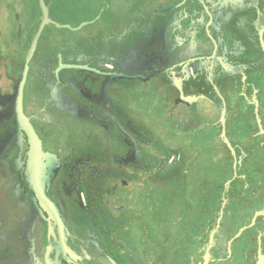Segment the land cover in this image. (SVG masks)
<instances>
[{
    "label": "flooded vegetation",
    "instance_id": "1",
    "mask_svg": "<svg viewBox=\"0 0 264 264\" xmlns=\"http://www.w3.org/2000/svg\"><path fill=\"white\" fill-rule=\"evenodd\" d=\"M45 10L49 20L29 62L22 105L43 153L52 156L42 159L45 193L59 207L66 250L58 224L41 209L27 180L31 144L17 98V81ZM85 10L95 13L83 23L91 24L85 36L55 31L59 27L79 30L84 25L75 29L59 23L54 11L77 14ZM1 18L0 198L7 201V188L13 185L31 205L35 223L31 232L37 244L31 253L33 264L35 258L39 264H93L82 240L101 259L95 264H264V0H0ZM200 33L197 42L203 48L195 55V49L186 46ZM85 41L89 52L79 48H84ZM207 41L212 44L210 52L205 48ZM180 49L184 50L182 58L174 61L172 54ZM135 57L144 63L133 69H144L145 76L137 75L141 71L114 76L124 74L121 67L131 69L129 62ZM116 79L143 83L122 85ZM98 95L105 100L96 99ZM109 99L118 104L119 111L120 102L127 105L125 117L109 108ZM175 102L197 105L195 131L201 127L200 116L207 119L216 114L221 132L224 126L230 129L231 146L223 138L221 157L204 155L203 149L192 147L188 140L180 142L165 117H183ZM161 108L165 116L150 113ZM136 114L162 126V137L170 138L165 140L169 144L175 140L177 147L162 145L161 154L148 153L144 149L147 133L137 123ZM89 116L103 129H117L121 134H116L113 149L103 142H98L96 150L81 146L84 138L75 128ZM193 118L186 119V129ZM184 144L195 157V170L193 160L184 165ZM201 155L209 160V170L202 178L204 168L197 166ZM163 157L162 164L152 165L154 158L160 161ZM153 171L164 172L165 179L178 178V174L186 179L157 180ZM194 173L195 180H188V174ZM137 185L144 189L163 185L168 195L176 188V198L167 195V200L179 202L174 214L179 227L172 223L174 230L160 243L152 242L147 233L143 251L125 242L118 251L121 226L129 229L131 220L127 216L119 220V216L131 203ZM187 188L193 203L186 201ZM11 204L7 201L5 205ZM192 205L195 213L187 208ZM68 210L83 216V237L77 228L73 234ZM8 216L7 227L13 221V214ZM12 241L11 246L0 244V264L9 261L6 253L13 250L18 253L13 264H21L24 245L17 238Z\"/></svg>",
    "mask_w": 264,
    "mask_h": 264
},
{
    "label": "rangeland",
    "instance_id": "2",
    "mask_svg": "<svg viewBox=\"0 0 264 264\" xmlns=\"http://www.w3.org/2000/svg\"><path fill=\"white\" fill-rule=\"evenodd\" d=\"M83 6H86L85 1H83ZM54 14L58 17L59 23L62 24H67V25H71L73 28L77 29L79 28V26L85 22H87L89 19H91L95 13H91V12H87L85 11H79L77 14H74L72 12H60V11H54ZM7 17H5L6 19H9V17L11 18L10 15H6ZM0 21H2V18L0 19ZM65 22V23H64ZM55 31H57L58 33H62V32H72V34H75L79 37L85 36L87 32L91 31V24H87L84 25L83 28L79 29V30H74V31H67V30H63L62 27L56 28ZM202 36V33L200 34H194L193 37H195V40L193 39L187 46L186 48H192L193 50L195 49V55L198 54L199 50L198 48H203V44L199 45V41L197 42L198 39H200L199 37ZM82 39V38H80ZM84 44V48H81L79 46L80 49H83L86 52L90 51V46L88 44L87 41L83 42ZM79 45V44H77ZM206 49L210 50L212 49V44L210 42H206L205 45ZM86 52H83L85 54H87ZM184 50L180 49L178 51H174L173 52V60L177 61L179 60L181 57V53H183ZM208 52V53H209ZM130 68H120V72L122 73H126V74H133L136 75L135 73L138 71H141L140 74L137 75H144L145 76V70L141 69L138 71H135L134 69L139 68L143 63L144 60L139 58V57H135V59L131 60L130 62ZM205 64H207V62H204ZM134 68V69H133ZM157 80H159V78H157ZM87 81H90V79H87ZM115 82H118L119 84H130V85H141L143 83L142 80L140 79H116L114 80ZM155 91V89H153ZM96 99L98 100H105L104 97H102V95H98L96 96ZM107 105L109 106V108L114 109L115 111H117L118 113H120L121 118L125 117L123 114L124 112L128 111V107L127 105L123 104L122 102H120L119 104V109L118 110V104L114 101H112L111 99L107 100ZM175 107L178 108L179 111H181L183 113V117L180 118H176L174 116H165L164 114V109L161 108L158 109L157 112H152L153 109H151L150 113L155 114V116H158L161 114H164V116L166 117V123L168 127H172L174 129V132H176V137L180 138V142L184 143L185 140H188L191 142V146L192 147H198L204 150V155H207L208 153L211 154H218L220 157L222 155V153H224V149L223 148V143L224 140V135L223 132H221V128L220 126L217 124L218 122H216L217 118V114L214 115L213 118H204V117H199V120L202 124L200 129L195 131V114H197V105H195V103L193 105H189V104H185V103H174ZM55 116V114H54ZM140 115L136 114V118L139 117ZM193 116V124L191 126H189L188 129L185 128V125L187 124V118ZM90 119H86L83 120L80 125H77L75 128L76 133H80L81 136L84 138L83 140H81L82 143V147L86 148V149H90V150H96L98 148V142H103L106 145H108L111 149L112 148V142L117 140L116 134H118L119 132L117 131V129H111V131L105 130L101 127V125H98V123L95 121L96 118H93L92 116H89ZM197 118V116H196ZM140 118H137V123L140 124V126L142 127V129L144 130V132L147 133V141H146V147L144 148L148 153H150L151 155H154L156 153L161 154L162 152V145H165V149H169V148H175L177 147V142L174 140L169 144V140L170 138L168 137H162V126H160L159 124H155L154 121H152V123L150 122H146L147 117L144 116V119H140L143 122H141L140 120H138ZM171 120H173L172 126L169 125V123L171 122ZM199 123V122H198ZM67 130L69 129V127H65ZM138 132V131H137ZM227 133V139L229 141H231V137H230V129L227 127L226 130ZM94 135L96 137H94ZM119 135H121L119 133ZM90 136V137H89ZM143 136V135H141ZM80 139V136H78ZM63 140L66 139V133L62 134L61 137ZM166 139H169L168 141H165ZM175 139V138H174ZM185 139V140H184ZM221 140V141H220ZM189 145V143H188ZM81 147V148H82ZM182 151V157L184 156V160L185 163L184 165L186 166V164H192V160H193V164H194V170H195V157H192V153L189 152V150L191 148H189L187 146V144L183 145V148H181ZM204 155H201V159L197 162V166L201 168V166H203L204 171L202 172L201 178L206 175L207 171L209 170L208 165H209V160L207 157H205ZM203 156L206 158L204 160ZM164 160V157L160 159V161H156L155 158L152 160V165H159L162 164V161ZM171 166L174 164V158L172 159V163H170ZM190 170H193V168H190ZM164 174V172H152V175L154 177L157 176V180H163L165 179V177H162ZM178 178H167L168 180H182V179H186V177L184 176H180V174L177 175ZM176 176V177H177ZM190 180L191 178L193 180H195V173L193 174H188L187 176ZM165 179V180H167ZM78 183L79 181L76 182V184H74V187H78ZM74 189V188H73ZM176 188H171L169 195L167 188H165L163 185H152L151 188H142L140 185L136 186V191L134 193V197L131 199V203L126 207V211H124V215H120L119 216V220L122 219L123 217L127 216L128 218H131V220L129 221V229H125V227L121 226L120 232H122L121 237H119V242L117 245L118 251H120V243L121 242H125L126 245L131 246V248H135L137 251L140 250H144L143 248V241L145 238V235L147 233H149L148 238L154 242V243H160V241H162V238H165L167 236H170L169 233H171V230H174L171 227V224H174V214L178 213L176 212V207L175 204H179L178 201L170 203L167 200V195L170 199L172 198H176ZM189 189H186V201L188 200L189 203H193L194 201L192 200V198L194 199V197L190 196L189 194ZM164 195L166 200L164 201ZM6 197L7 201H9V203L11 202V205H5L7 201H3L0 198V231L3 230V232L0 233V244L1 246H5L6 244H9L12 240H14L15 238L19 239L23 246V252L21 253V264H33L32 262L34 261V259L31 258V253L33 252V247H36L37 244L35 243V241L32 238V232L31 229L34 226V221L32 220V208L31 205L28 204L29 202H27L26 198H25V194L23 192L20 191V189L18 187H15L13 185L8 186L7 188V193H6ZM80 201H82V196L79 194L78 195ZM126 200H124L125 202ZM22 207V208H20ZM190 210V213H195V207L192 205V207H187ZM186 209H182V213L187 210ZM69 212V219H70V223H71V229L73 230V234H75V230L76 228L78 229L77 232L79 234V237H83L82 236V229H83V221L84 218L83 216H75L74 214H70ZM11 213L13 214L12 216V220L10 221V225H6V222H8V218H9V214L11 215ZM182 216H179V219ZM128 220V219H127ZM203 221V222H202ZM18 223V225H16ZM198 221H196L197 223ZM199 223H208V220H200ZM6 225V226H5ZM179 224H177V222L174 224V228ZM12 226V227H11ZM11 227V228H10ZM171 227V229H170ZM146 232V233H145ZM174 233V232H173ZM130 236V237H129ZM164 242V241H163ZM82 244L84 246V248L87 250V252L89 253L90 257L88 261H91L93 264H95V261H101L98 260L96 258V255L94 253V251L91 249V247L89 245H87V242L82 240ZM71 249H73L72 247L74 245H70ZM36 249H39L36 248ZM38 251V250H37ZM35 253V252H34ZM36 255V254H35ZM36 263L35 264H39L37 259L35 258ZM174 260H178L181 261V259L179 260L177 257H174ZM4 264H13L12 261H8L3 262Z\"/></svg>",
    "mask_w": 264,
    "mask_h": 264
},
{
    "label": "water",
    "instance_id": "3",
    "mask_svg": "<svg viewBox=\"0 0 264 264\" xmlns=\"http://www.w3.org/2000/svg\"><path fill=\"white\" fill-rule=\"evenodd\" d=\"M48 20H49L48 12L47 10H45L43 13V22L41 23L39 31L36 34L32 42V45L30 47V50L28 52V55L25 61L24 69L22 71L20 78L17 81V86H18L17 98H18L19 115H20L21 120L23 121L22 123H23L25 130L29 134V140L31 144V151H30V155H29V159L27 163V168H26L27 180L30 183V188L36 193L41 209L44 210L49 215V220H53L56 222V224H58L59 230H60V239H61L62 247L64 250H66L64 234H63L64 224H63V220L61 217L59 207L45 193V183L47 181V177L45 174L46 172L44 170L45 165L44 164L42 165V159L52 158V156L48 155V153H43L42 142L38 134L35 132L32 124L30 123V121L26 118L25 114L23 113V105H22L23 89H24V85L26 82L27 73L29 70L28 69L29 62L36 49L37 42L42 33V30L45 24L48 23ZM82 25L80 27H82ZM68 67H73L77 69H90L91 71L92 70L97 71L96 69H91L88 66H81V65H68ZM114 76L128 77L125 74H114ZM129 77H140V76H129ZM222 117H223L222 120H224L225 111H223ZM226 134L227 133H226V129L224 126L223 128L224 138L226 139V142L231 146L229 140L227 139Z\"/></svg>",
    "mask_w": 264,
    "mask_h": 264
},
{
    "label": "trees",
    "instance_id": "4",
    "mask_svg": "<svg viewBox=\"0 0 264 264\" xmlns=\"http://www.w3.org/2000/svg\"><path fill=\"white\" fill-rule=\"evenodd\" d=\"M10 215V214H9ZM10 225V224H9ZM11 243H14L13 241L12 242H10V246H11ZM11 248H9V250H10ZM7 254V256L8 257H10V259L9 258H7V260L9 259V260H11V261H15L16 259H17V255H18V253H16L14 250L13 251H9V252H7L6 253Z\"/></svg>",
    "mask_w": 264,
    "mask_h": 264
}]
</instances>
